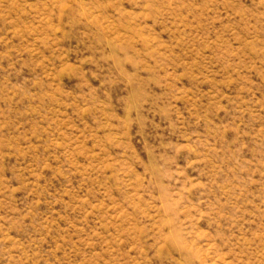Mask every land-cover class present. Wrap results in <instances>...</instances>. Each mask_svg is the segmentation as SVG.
Segmentation results:
<instances>
[{"label":"rangeland","instance_id":"1","mask_svg":"<svg viewBox=\"0 0 264 264\" xmlns=\"http://www.w3.org/2000/svg\"><path fill=\"white\" fill-rule=\"evenodd\" d=\"M0 264H264V0H0Z\"/></svg>","mask_w":264,"mask_h":264}]
</instances>
